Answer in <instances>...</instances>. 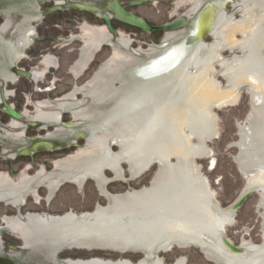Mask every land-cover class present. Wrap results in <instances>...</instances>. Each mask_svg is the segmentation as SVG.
<instances>
[{
  "label": "flooded vegetation",
  "instance_id": "af4514ba",
  "mask_svg": "<svg viewBox=\"0 0 264 264\" xmlns=\"http://www.w3.org/2000/svg\"><path fill=\"white\" fill-rule=\"evenodd\" d=\"M114 1L115 0H95L94 3H85L75 0H60L58 2L49 1L38 5L41 7L50 4V6L46 7L45 9H39L38 13L41 17H44V15L62 12H82L84 14L93 16L99 23L102 24L100 27L105 28L107 33L110 35L109 36L107 34L105 38L99 40L97 36L103 34L102 31L92 29L90 40H88L82 48L78 46L76 48L73 47L74 49L71 48L70 50L68 48L72 45H76L78 42L84 44L82 37H69L67 38V41L66 39L59 40L58 45L51 47V52L52 54L57 55L59 49H66L65 53L62 54L61 57L56 56L57 58L54 56H44L42 60V63L51 65L49 67V71L44 70L42 72L33 73V71L28 72L24 69L15 67V63L24 57V53L21 49L29 43L31 36L34 33V29L30 25L31 22L40 19V16L37 14L27 15L32 21H28L30 26L28 25L29 27L26 28L27 30L24 32L21 41H18L16 45H8L10 47L7 49V53H5L7 57L4 60L2 57L0 59L1 63L4 61L3 63L6 66L4 68L2 66L3 63H0V79H3L4 81L3 85H1L0 82V114L7 116L8 118H0V210L5 208L13 211V213L9 214L8 216H3L0 212V222L2 221L0 225V252L5 250L2 238L9 235L10 233H14L9 228L16 226L21 227L27 236L31 230L48 233L57 241V250L67 247V244L72 237L81 239L83 233L80 228L75 227V236H73L66 231V224L76 226H80L83 222H91L96 224L103 218L102 214L97 212L104 208L100 202L115 204L113 201L114 197L132 194L128 191L125 192V190L130 189V182H132L129 176L130 166L128 170V159L132 158V156L120 152L119 142L115 138H111L110 140L105 138L100 140L96 139L95 133L100 135L98 128L104 125L108 127L111 118L106 119L103 122L102 120L105 117H108L109 114L113 113L115 109L120 107V105H122L127 100V98L133 96L135 93L140 92L139 95H141L142 92H144L143 95L149 96L151 92L162 88L164 85H171L172 83H174V86H179L181 84V87L183 88V85H187L191 81L195 80L197 78L196 76L199 78L204 75L203 73L199 74L198 70L200 68L205 67L210 70V66L212 67L218 63L220 64L221 69H223V72L225 67L234 63L240 62L244 64L246 59L239 60L238 55H235L234 60L230 59L222 61L221 59L223 57H221L220 54L222 52H232L236 49L239 51V54H244L247 51H244L242 46L248 44L244 43L243 38L248 35H256V31L253 29L252 31L254 33L252 31H238L236 33V37L238 39L237 35L240 34L241 39H238L239 43L233 48L230 47V45L226 42L228 35H221L226 25H229L230 28L238 27L240 25L248 27L253 25L252 12L249 10L247 11L244 8L245 5H251V1L255 0H200L201 4L196 8L193 7V3L190 2L191 0H170L171 3L168 5L169 7L167 6L170 11L167 12L172 14V16L169 21L162 23L149 21L136 11V9L148 3H153L154 0H117L126 11L142 18L153 26H165L175 23L181 19L185 20V25L176 30L151 34L117 20L113 10ZM155 1L156 5L160 4V0ZM58 5H60L61 9L54 10V8ZM30 9H32V7H30ZM162 13L163 11H159V14ZM204 13L213 17L212 25L218 16V26L212 30L211 26L210 28L208 27V29L205 30L207 33L206 39L204 41L198 42L194 49L192 59L197 56L200 65L197 66L195 61V63L191 64V61L189 63L188 60H185L183 63L179 64V66L181 65L182 68L179 69V67H177L178 70L176 68L177 71L168 79H160L159 81L156 80L150 83L146 82V80H149L150 78L143 77L140 73L142 70L161 65L165 59L177 53L180 47L184 48L185 55H189L192 52V48L194 47L195 43H188L187 41L192 38L193 33L196 31L197 19ZM239 14H242L244 18L238 20ZM106 19H108L109 22ZM228 19H230L232 22L224 23V21ZM67 21L70 24L72 22H75L77 25L79 24L76 20H66L65 22L67 23ZM54 27L59 29L60 26ZM72 28H74V26H72ZM74 29L77 31L80 30L78 26H75ZM85 29L89 28L86 27ZM127 31H134V33H130L128 36H126L124 33ZM67 33H72V31L68 30ZM136 33H144L151 36L154 35L157 39V42H153L150 45H148L147 42L141 43V41L137 39L138 35ZM177 34L181 35L176 38L177 40H174ZM218 34L220 35L219 37L217 36ZM121 36H125L130 40H126L125 43H123V41H119ZM260 36L263 38L260 41L255 42L257 46L254 50H252V53L257 55L258 61L263 67L262 69L264 72V31ZM208 39H210V41L205 42ZM216 43H219V45ZM103 49H107L112 52L114 50H118L120 52L123 51L128 56V59L132 58L133 60L131 61L132 65L130 67L123 68L120 75L118 74L114 77L111 75L115 82V90L112 91L113 93L109 97L105 98L106 95L102 91H89L87 90V86L64 90L62 89V84L58 85V83L62 82V80H56L57 78L55 72L59 71L66 58L67 60L70 58L69 56L72 57L69 59L71 60V63L69 65L68 72L71 75L73 74L75 81L84 76V73L97 61L101 62L103 66L95 74L94 78L89 84L94 86L97 83L102 82L105 79L106 72H112L111 61H109L111 58H103L101 60H97L96 58L97 55L103 51ZM256 50H259V52L255 53ZM206 52H210L211 56L204 54ZM3 53L0 51V55ZM249 53L251 54V52ZM15 57H17L16 60H13ZM54 58L56 60H54ZM128 59H126V61H128ZM172 59L170 60V63H173ZM223 62H226V64L222 65ZM247 68L248 66L242 68L243 73H241V75L237 74V76L242 78V75L249 74L250 72ZM244 70H246V72ZM213 71V76H216L217 73L215 70ZM179 72H190V74H188L189 76H182L181 74L179 75ZM27 73L30 74L31 77L28 78L23 75ZM252 74H254L256 77L255 73L252 72ZM205 75L208 74L206 73ZM222 76L226 77L227 74L222 73ZM207 77H209V75ZM19 78H26L29 80L31 79L33 81L45 79L42 82L44 84V88H37L38 93L43 94L44 99L39 102H35L31 99L30 103L28 101V104H26V106L30 109L26 111L19 110L15 106H11L8 103L9 97L16 96V90H14V92H8L3 89L5 84L15 83ZM252 84H258V82ZM135 86H137L136 89H134ZM242 86V84H238V86L235 88L237 93L240 92ZM177 91H180L181 94V89H178ZM177 91H175V93L172 95V102L167 104L165 108H161V111L159 112L162 122H165L166 120L165 112L167 111L168 107L180 95L177 94ZM221 92L223 93L224 91L221 90ZM248 92L254 97L253 101H255L258 92L261 91L252 87ZM92 99L98 101H93ZM253 106L255 107L254 103ZM8 107H10L11 110H9ZM126 107L128 106H124L123 109ZM38 109L42 110L40 111L41 113L39 115ZM84 110H91L96 116L91 119L75 120L74 118L81 119L84 117ZM11 111L20 115V118L13 116L10 113ZM13 120L14 124L12 125ZM100 123L101 125L98 126ZM4 140L12 142V146L4 149L2 142ZM157 140L158 139L155 138L153 140V144L151 145L154 147V154H150L148 156L151 157L152 163L155 160L160 162V169L166 166L169 169L172 165L170 160L173 158L178 160V156L177 154H174L170 158H166L162 152V149L160 150L157 148ZM87 141L88 148L85 149L87 147ZM240 141L241 137L238 142ZM189 143L192 144L191 141H189ZM99 145L106 146V150H108V152L110 150L109 153L111 157H96L93 153L94 149H98ZM115 147H117L119 151L118 153L114 152ZM146 155V152H142L137 156V158H143ZM72 157L75 158L76 163L68 164L65 162L67 159ZM82 157L98 158L99 162L102 164L101 166L106 169L104 170L100 167L99 169L101 170L96 173L94 172L95 174L87 172L84 173L82 170L78 171V168L72 169L74 167H78V161H81L80 165L85 166L82 164ZM179 158L183 160L186 165V160L182 157ZM134 159H136V157ZM115 160L119 161V166L122 167V177L119 179H115L113 172L115 168L111 167L112 162ZM123 165L126 166V169L123 168ZM186 166L182 167L186 168ZM189 167L190 169L193 168L191 161L188 165V168ZM2 168L5 169L6 172L2 171ZM103 171L105 176L101 179H104L106 183H102L101 179H98L99 172L102 173ZM195 173L192 172V178ZM3 175H6L4 180L2 178ZM24 175L26 176L23 177ZM94 178H97V180ZM97 182L100 184V187H98L99 185ZM116 182L118 183L117 187H121L124 190L122 195L112 193V191H115ZM152 186L153 184L150 186V188H143L140 191H143L144 189H152ZM87 187L89 188L90 193L87 195L88 197L86 196V199L90 198L87 208L93 209L94 211L92 213H84L83 215L85 216L82 215L83 217L76 219L75 216L79 217V215L74 214L73 210L82 207V197H84L83 195L85 194L86 189H88ZM210 194L211 191L209 190L205 192V201H203V203L206 202L207 198L208 206H211V210L216 213V210L214 209V202L209 201L214 195L210 196ZM188 197L195 200L192 193H188ZM142 205V210L145 211V208ZM23 210H28V212H23ZM45 210L69 211L51 215L46 213ZM4 218H9L14 221L10 222L9 226L7 227L5 222H3ZM109 219L110 223H113V218L109 217ZM138 221H143L142 216ZM138 221L132 223L131 220H129V226L130 228H137L138 230L145 232L143 234L144 237L147 238L149 246L144 251L149 254L151 251H157V258L151 262H148L145 258L143 260L145 264H153L159 260V253L170 252L176 247H190L192 246L191 243L193 246H200L204 253H213L216 256L215 259L209 260L214 261L215 263H220L223 261L225 264H227V257L224 254L214 250L213 248L203 247L202 245L195 244L189 240L186 242L172 243L170 249H164L162 246L164 244L163 242L154 245V242L159 239L155 238L157 234L153 235L145 229H142L140 225L137 224ZM16 234L18 235L17 239L22 241L21 235L19 233ZM91 235L93 234L91 233ZM91 235L86 233V237ZM204 236L211 240V237L207 235ZM249 244H253L252 241H249ZM247 245L248 244H243L240 247L249 253L251 250L246 248ZM261 246L263 247L264 244ZM11 249L15 252L18 250H24L26 248L11 247ZM263 255L264 253L262 256ZM252 256H255L253 252ZM261 260L263 261L262 264H264V257H261ZM177 263L185 264V260H179Z\"/></svg>",
  "mask_w": 264,
  "mask_h": 264
},
{
  "label": "rangeland",
  "instance_id": "374dc122",
  "mask_svg": "<svg viewBox=\"0 0 264 264\" xmlns=\"http://www.w3.org/2000/svg\"><path fill=\"white\" fill-rule=\"evenodd\" d=\"M34 1L35 0H31L33 5L35 4ZM75 1L94 3L95 0ZM190 2L193 3L194 8L201 4L200 0H191ZM251 2L252 4L245 5L244 9L251 11L253 14V25H250L249 27L250 29L256 31V35H248L243 38V41L244 43L253 46L255 42L260 41L263 38L260 35L264 31V0H255ZM170 3V0H160V4L156 5V1L154 0L153 3H148L136 9V11L149 21L155 23L167 22L172 16V14L167 12L170 11L168 8ZM49 6L50 4L41 7L36 6L34 11L33 8L30 9L25 0H0V51H2V53L4 52L2 56L7 53V49L11 45H16L18 41H21L24 32L27 30L26 28L31 25L34 29V33L31 36L29 43L21 49L24 53V57L15 63L16 68L24 69L28 72L33 71V73L42 72L44 70L49 71V67L51 65L42 63V58L44 56H54L57 58L56 56L61 57V55L65 53L66 49H59L57 55H54L51 52V47L58 45L59 40L66 39L67 41V38L69 37H82L84 44L78 42L76 45L69 47L68 49L70 50L71 48L74 49L78 46L82 48L85 43L90 40L92 29L102 31L103 34H98L99 36H97L99 40L105 38L108 34L105 28L100 27L102 24L99 23L95 17L82 12H62L44 15V17H41L38 13L39 9H45ZM159 11H163V13L159 14ZM36 13L40 16V19L37 21H32L30 17L27 16L29 14ZM241 16L242 14H239L238 20L244 18ZM66 20H76L79 24L77 25L75 22L70 24L68 21L66 23ZM28 21H32L30 25L28 24ZM228 22L230 23L232 21H230V19L224 21V23ZM54 26L60 27L59 29H56ZM72 26H74V28L75 26H78L80 30L77 31L76 29L72 28ZM86 27L89 29H85ZM68 30L72 31V33H67ZM130 33H134V31H127L124 33V35L128 36ZM136 34L138 35L137 39L141 41V43L147 42L148 45H150L153 42H157V39L154 35L151 36L144 33ZM180 35L181 34H177L174 40H177L176 38ZM237 36L238 39H241L240 34ZM126 40L129 41L130 39L126 38L125 36H121L119 41H123V43H125ZM209 41L210 39L206 40L205 42ZM258 52L259 50L255 51V53ZM204 54L211 56L210 52H206ZM249 54V51L245 52L244 54H239V51L236 49L232 52H222L220 55L223 57L221 60L226 61L230 59L234 60L235 55H238L239 60H244L247 59ZM69 57L71 58L72 56ZM55 58L54 60H56ZM96 58L97 60L111 58L109 61H111L112 72H106L105 79L102 82L97 83L94 86L89 84L94 78L95 74L103 66L101 62L96 61L84 73V76L75 81L73 74L71 75L68 72L71 60H67L66 58L63 66L59 69V71L55 72L57 78L56 80H62V82H59L58 85L62 84V89L64 90L87 86V90L99 92L102 91L106 95L105 98L109 97L113 93L112 91L115 90V82L113 77L118 74L120 75L123 68L130 67L132 65L131 61L133 60L132 58L128 59V56L123 51L120 52L118 50H114L112 52L107 49H103V51L98 54ZM126 59H128V61H126ZM2 66L4 68L6 67L4 63ZM245 67H247V65L238 62L225 67L223 72V69H221L220 64L218 63L213 66L215 72L217 73L216 76H213V69L208 70L205 67L200 68L198 72L199 74H202L203 72L204 74L207 73L209 75V79H215L217 82H219L221 90L226 93L234 89L230 75L227 72L232 70L231 72L241 75V73H243L242 68ZM244 71L246 72V70ZM222 73H226L227 76L223 77ZM180 74L182 76H189L188 74H190V72H179V75ZM196 77L198 78V76ZM243 77L250 79L252 83L258 82L252 72L242 75V78ZM44 80L33 81L31 79L29 80L26 78H19L15 83L5 84L3 89L6 91L14 92V90H16V96L9 97L8 103L11 106H15L19 110H29L30 108L26 106L28 101L30 103V100L32 99L35 102H39L44 99L43 94H40L37 91V88H44V84L42 83ZM136 87L137 86H135L134 89H136ZM251 88L252 86H249L248 89H242L239 93L235 91L237 93V99L234 103L219 102L211 109L213 114L216 115L218 135L217 137H213L206 142L210 150V154L206 158H197L194 160L196 164L195 168L197 169V173H195L194 176H204L209 181L210 191L212 195H214L209 201L214 202L223 208L231 205L240 196L244 189L247 188L248 185V176H246L241 170L240 162L238 160L240 149L236 146L241 137V127L246 129L247 140L253 138L258 140L261 145H264V95H262V92H258L256 100L253 101L254 97L248 92ZM178 89H182L181 84L179 86H174V83H172L171 85H164L162 88L151 92L149 96L143 95L144 92H142L141 95H139L140 92H138L133 96H130L122 105H120V107L115 109L113 113L109 114L108 117H105L102 120L103 122L104 120L111 118L108 127L104 125L105 127L101 126L98 128L100 135L95 133L96 139L100 140L105 138L110 140L111 138H115L119 142L120 152L131 155L132 158H137V156L142 152H146L148 155H153L154 147L151 146L153 144V140L158 138V133L163 130L164 132L168 133L171 127L168 125L167 120H165V122L161 121L159 112L161 111V108H165L167 104L172 102V95ZM177 94H180V91H177ZM253 103L255 104V107L253 106ZM124 106L128 107L123 109ZM40 111L42 110L38 109V115L41 113ZM84 111L83 118L76 119L74 116L73 118L75 120H85L94 118L96 116L91 110ZM3 117L4 119H8L7 116L0 114V118ZM101 123L98 126H100ZM13 124L14 120L12 121V125ZM184 132L188 134V136H191L189 127L185 126ZM190 141L193 145H197L201 142L196 136H193ZM2 142L4 149L12 146V142L8 140H4ZM234 145L236 147H233ZM87 148L88 141L87 147L85 149ZM248 149L249 154H258L257 151L251 148ZM109 152L106 150V146L99 145L98 149H94L93 154H95L96 157L99 156L100 158H107V156L111 157ZM114 152H119L117 147L114 148ZM74 157L67 159L65 162L68 164L76 163ZM177 159L178 160L175 158L171 159L170 163L180 164L183 167L186 166L183 160L180 158ZM81 160L82 164L85 166L80 165L81 161H78V167H74L72 169L78 168V171L82 170L84 173H96L101 170L99 169L100 167L104 170L106 169L101 166L102 164L99 162L98 158L82 157ZM247 160L248 159H245V161ZM253 166L255 165L253 164ZM154 167L150 172H148L150 169L149 168L147 171L141 173L138 178H134L129 172L132 182H130V189L125 190V192L128 191L133 194L134 192L140 191L143 188H150L152 184L156 185L160 182V180L167 179L169 176V169L167 166V168H159L158 172L153 177V174L156 171V167ZM123 168L126 169V166L123 165ZM1 170L6 172V170L3 168ZM113 172L115 179L122 177L121 166L116 167ZM25 176L26 175L23 177ZM104 176V171L102 173L99 172L98 179L100 180ZM2 178L4 180L6 175H3ZM178 178L181 180L180 175H178ZM94 179L97 180V178ZM150 182L151 185H149ZM117 184L118 183L116 182L115 191H112V193L122 195L124 190L121 187L118 188ZM98 185V187H100L99 183ZM89 194L88 188L83 195L84 197H82V207L74 209V214L82 216L84 213H92L94 211L93 209L87 208L90 198L86 199V196ZM263 198L264 190H258V193L253 195L246 202L242 209L237 213L236 217H231V225L225 228V236L230 241H232L235 246L240 247L243 244H249V241H252L253 244L258 246L264 244V220L262 217L264 214V209L260 207V203ZM100 204L104 208L97 212L101 213L103 218L98 223L94 224L91 222H83L80 226L66 224V231L71 235L75 236V227L80 228L83 233L81 239L72 237L67 244V246H74L76 248L57 251V241L48 233L31 230L27 236L21 227L16 226L9 228L14 233H10L9 235L2 238L5 250L0 252V257L11 261L13 264H61V261L66 259L84 261L94 259L89 262H71V264H145L143 260L146 257H144V254L138 251L146 250L149 246V242L143 234L145 232L142 230L140 231L137 228H130L129 226V220L133 219L135 222L138 221L142 216L143 210L141 205L143 202H135L125 205V209H119L115 204H107L102 202H100ZM142 206L145 207L144 204ZM66 211L69 210H45L46 213L51 215L60 214ZM0 212L3 216H8L9 214L13 213L12 210L5 208L1 209ZM23 212H28V210H23ZM109 217L113 218V223H110ZM13 221L14 220L9 218H4L3 220L7 227L9 226V223ZM16 233L21 235L23 242L17 239L18 235ZM86 233L90 235L92 233L93 235L86 237ZM11 247L27 248L14 252L12 251ZM108 248H112L119 252L112 251ZM158 256L160 257L159 260L153 264L182 263H177L179 260H185V264H216L214 261L209 260L215 259L216 256L213 253H204L201 248L196 246L180 248L176 247L170 252L159 253ZM261 257L263 258L264 255L262 256L261 254L260 259Z\"/></svg>",
  "mask_w": 264,
  "mask_h": 264
},
{
  "label": "bare ground",
  "instance_id": "6f19581e",
  "mask_svg": "<svg viewBox=\"0 0 264 264\" xmlns=\"http://www.w3.org/2000/svg\"><path fill=\"white\" fill-rule=\"evenodd\" d=\"M25 2L29 7L34 8L31 0H25ZM206 13L197 19L196 31L193 33L192 38L187 41L188 43L191 42V39L195 41V38L208 29V27L210 28L211 26L212 30L218 26V16L212 25L213 17ZM238 31L251 32L252 29L244 25L232 28L226 25L221 33V35H228L226 42L232 48L239 43L236 37ZM217 36L219 37L220 35L218 34ZM197 43H195L189 55H185L184 48L180 47L177 53L165 59L161 65L142 70L140 72L141 75L145 78H150L146 80V82L150 83L156 80L159 81L160 79H168L178 70L177 67L179 69L182 68L179 64L185 60H188L189 63L191 61V64L196 62V65L199 66L198 57L196 56L192 59ZM216 44L219 45V43ZM256 46L257 44L253 46L243 45L242 48L244 51L251 52L244 64L248 66L249 72L255 73L258 84H252V81L246 77L239 78L236 73L229 70L227 73L230 75L234 89L222 93L219 83L215 79H209L203 72L204 75L201 77L191 81L187 85H183L181 94L171 103L165 112L166 120L171 127L168 133L164 132V130L158 133L157 148L162 149L166 158H170L174 154H177L178 158H184L186 160V168H183L180 164H172L169 168L167 179L160 180L159 183L152 186V189H144L134 194L114 197L113 201L119 209H125V205L135 202H143L145 205V211L142 213L143 221H138L137 224L153 235L157 234L155 238L159 239L154 242V245L163 242L162 246L164 249H170L172 243L189 240L195 244L213 248L224 254L227 257V264H262L263 261L259 257L264 253V246L248 244L246 248L251 250L250 254L247 252L248 255L241 257H234L226 252L220 243V233H223L225 228L231 225L232 218L231 216L220 214L215 205L214 209L217 214L214 213L211 210V206L209 207L207 204V198L206 202L203 203L205 201V192L207 190L210 191V184L204 176H193L192 178L191 175L192 172H197L194 160L206 158L210 154L206 142L218 135L216 115L213 114L211 109L219 102L234 103L237 99L235 88L238 84L252 86L264 94L263 67L259 63L257 55L252 53V50ZM1 55L0 59L2 57L3 60L7 57L6 54L4 56ZM16 58L13 60H16ZM171 59L173 63H170ZM225 64L226 62L222 63V65ZM210 68L215 70L213 66H210ZM0 82L1 84L4 83L3 79H0ZM185 126L190 128L191 136H188L184 132ZM240 134L241 141L237 143V146L240 148L238 160L241 170L248 176L247 187L264 190V145H261L253 138L247 140L245 128L241 127ZM193 136L199 138L201 142L197 145L190 144L189 141ZM248 148L254 149L258 154H249ZM245 159L248 160L245 161ZM190 161L193 164V168L191 169L188 168ZM128 162L131 175L134 178H138L141 173L150 168L152 159L147 154L145 157L139 159L130 158ZM117 166H119V161H113L111 167L116 168ZM178 175L181 176V180L178 178ZM101 182L106 183L104 179H101ZM188 193H192L195 200L190 199ZM210 196H212V193ZM260 207L264 209V198L260 203ZM262 217L264 220V214ZM131 222L134 223V220L132 219ZM204 235L211 237V240L207 239ZM252 252L255 255L254 257L252 256Z\"/></svg>",
  "mask_w": 264,
  "mask_h": 264
},
{
  "label": "water",
  "instance_id": "95a60500",
  "mask_svg": "<svg viewBox=\"0 0 264 264\" xmlns=\"http://www.w3.org/2000/svg\"><path fill=\"white\" fill-rule=\"evenodd\" d=\"M49 1H54V2H58L60 0H35L34 1V5H33V9L35 11V8L36 6H38L39 4L41 3H45V2H49ZM61 7L60 5L56 6L54 8V10H60ZM113 10H114V14H115V17L117 20H119L120 22L122 23H125L127 25H130L132 27H135L137 29H140L146 33H160V32H168V31H172V30H176L182 26L185 25V20L184 19H181L175 23H172V24H168V25H165V26H153V25H150L149 23H147L145 20H143L142 18L138 17V16H135L134 14L126 11L121 5L120 3L115 0L114 1V4H113ZM37 14V13H36ZM108 22L109 20L106 19ZM207 37V33L206 31H203L202 33L199 34V36H197L195 39V41H192L191 39V42L190 43H196V42H200V41H204ZM25 77H31L30 74H23ZM3 85V83L1 84ZM249 86L248 85H244L241 87L240 90L242 89H248ZM9 110L10 107H8ZM13 116L15 117H18L20 118V115L14 113V112H10ZM233 147H236L235 145ZM159 165H160V162L158 160H155L151 166H150V169L148 172H150L151 170H153V167L155 166L156 167V171L154 172L153 174V177L156 175V173L158 172L159 170ZM154 167V168H155ZM149 185H151V182L149 183ZM258 193V189L255 188V187H247L244 189V191L240 194V196L231 204L229 205L228 207L226 208H223L217 204H215V206H217L218 210H219V213L222 214V215H228V216H231V217H236L237 213L242 209V207L246 204V202L255 194ZM85 216V215H83ZM83 216H75L76 219L77 218H80V217H83ZM220 243L223 245L224 249L226 250V252L231 255V256H246L248 255V253L242 248V247H238V246H235L232 241H230L223 233H220ZM191 245L193 246V244L191 243ZM199 248H201L200 246H198ZM27 248V247H25ZM71 248H76V247H71V246H67V247H63V248H60L58 249L57 251H62V250H66V249H71ZM79 249V248H78ZM92 249H95V248H92ZM112 251H117V250H114L112 248H108ZM119 252V251H117ZM139 252H141L142 254L145 255L146 257V260L148 262H151L152 260H154L155 258H157V251H151V253H147L146 251L144 250H140ZM121 253H124V252H121ZM91 260H94V259H90V260H71V259H66V260H63L61 261V264H71V262H89ZM0 264H13L11 261H8L6 260L5 258H2L0 257ZM216 264H225V262H220V263H216Z\"/></svg>",
  "mask_w": 264,
  "mask_h": 264
},
{
  "label": "built area",
  "instance_id": "2783aa9c",
  "mask_svg": "<svg viewBox=\"0 0 264 264\" xmlns=\"http://www.w3.org/2000/svg\"><path fill=\"white\" fill-rule=\"evenodd\" d=\"M43 59V58H42Z\"/></svg>",
  "mask_w": 264,
  "mask_h": 264
}]
</instances>
